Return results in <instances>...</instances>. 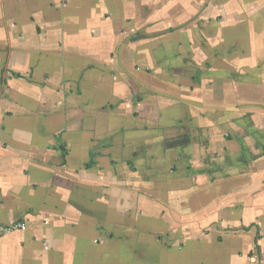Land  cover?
I'll use <instances>...</instances> for the list:
<instances>
[{"label": "crops", "instance_id": "crops-1", "mask_svg": "<svg viewBox=\"0 0 264 264\" xmlns=\"http://www.w3.org/2000/svg\"><path fill=\"white\" fill-rule=\"evenodd\" d=\"M0 264H264V0H0Z\"/></svg>", "mask_w": 264, "mask_h": 264}, {"label": "built area", "instance_id": "built-area-1", "mask_svg": "<svg viewBox=\"0 0 264 264\" xmlns=\"http://www.w3.org/2000/svg\"><path fill=\"white\" fill-rule=\"evenodd\" d=\"M25 229L24 224L14 223L9 225H0V237L16 231H22Z\"/></svg>", "mask_w": 264, "mask_h": 264}]
</instances>
